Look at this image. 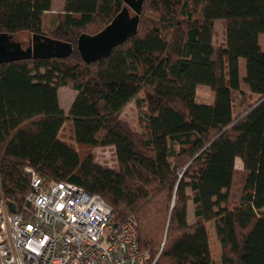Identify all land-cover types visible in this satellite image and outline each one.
Segmentation results:
<instances>
[{"label":"trees","instance_id":"obj_1","mask_svg":"<svg viewBox=\"0 0 264 264\" xmlns=\"http://www.w3.org/2000/svg\"><path fill=\"white\" fill-rule=\"evenodd\" d=\"M53 2L0 0V34H41L74 47L64 60L0 65V198L23 201L30 168L46 182L99 195L117 220L134 217L149 264H214L210 223L224 264H264V0H145L137 35L93 63L77 49L80 36L103 31L125 0H64L59 14ZM241 60L257 99L238 115L235 96L247 98ZM199 86L213 91L212 105L197 102ZM63 87L77 92L69 112ZM134 101L146 106L141 132L122 118ZM66 124L78 149L59 137ZM105 147L114 148L117 169L95 162L93 149ZM238 159L247 175L232 210ZM191 168L196 178L188 181Z\"/></svg>","mask_w":264,"mask_h":264},{"label":"built area","instance_id":"obj_2","mask_svg":"<svg viewBox=\"0 0 264 264\" xmlns=\"http://www.w3.org/2000/svg\"><path fill=\"white\" fill-rule=\"evenodd\" d=\"M20 203L0 198V264H146L134 217L114 218L99 195L36 171ZM16 205L12 213L8 203Z\"/></svg>","mask_w":264,"mask_h":264},{"label":"water","instance_id":"obj_3","mask_svg":"<svg viewBox=\"0 0 264 264\" xmlns=\"http://www.w3.org/2000/svg\"><path fill=\"white\" fill-rule=\"evenodd\" d=\"M144 2L145 0H125L126 7L103 31L96 35L80 36L77 49L86 63L110 57L117 47L137 35ZM73 52L72 44L46 35H33L30 45L24 48L22 43L14 40L13 35L0 34V65L27 60H64ZM8 205L11 212L15 213V203L9 202Z\"/></svg>","mask_w":264,"mask_h":264},{"label":"rangeland","instance_id":"obj_4","mask_svg":"<svg viewBox=\"0 0 264 264\" xmlns=\"http://www.w3.org/2000/svg\"><path fill=\"white\" fill-rule=\"evenodd\" d=\"M62 1L63 0H54L53 8L55 11H58L56 12L58 14L62 13L61 11ZM218 24L220 25L221 23L218 22L216 26ZM91 32H95V29H91ZM215 35H216V43L219 45V43H222L224 39V32L221 26L217 27ZM31 38L32 36L29 34L20 33L14 37V40L20 43L23 42L25 44L22 43V45H25V47H28L29 41ZM243 85H244L243 86L244 88L247 87L245 83ZM197 93H198L197 102L199 104L212 105L214 103V93L209 87L199 86ZM245 94L247 96L246 99L244 96H239L238 94L235 96L234 98L235 99V104H234L235 114L239 115L241 113H244L251 106V103L254 102L252 95L248 93H245ZM59 96L61 99L60 103H61L62 109L68 112L73 104L75 97L77 96V92L71 88L63 87L59 90ZM139 98H141V96ZM255 99L257 98L255 97ZM137 106L138 104L135 101L132 102L130 105H128L123 112L122 118L125 121H127L134 130L141 132L145 128L144 114L141 113V111L145 112L146 106H144L143 108H140L141 111L139 110ZM59 137L77 148V143L73 137L72 128L70 124H66L62 126V130L59 133ZM79 150H81L82 158H84L86 154L89 152V148L86 146L84 147L82 146L81 148H79ZM92 154L94 155V159L96 163H99L102 166H105L108 168L117 169L118 164H117V157H116L114 148H110V147L96 148V149H93ZM187 167H188V164L182 169H179L180 176L184 174ZM246 175L247 174H246V171L244 170L243 163L241 161L237 162L234 185L231 191V198L229 202V207L232 210L238 209L239 206L241 205V198L243 196ZM186 177L188 181L194 180L196 178L195 169L194 168L189 169ZM188 193L192 195V192L190 190L188 191ZM223 207H225V205H223ZM190 208H191V211L192 209L195 210V206L192 200H190L188 203V210ZM188 221L189 223L195 222V216H194L193 211L191 213V217L188 218ZM208 229L210 230V244H211L212 257H213L214 264H224L223 261H224L225 253H224V250L222 249L219 238L217 237L214 223H210L208 225ZM150 258L151 257L149 256V259ZM146 264H149V261Z\"/></svg>","mask_w":264,"mask_h":264},{"label":"crops","instance_id":"obj_5","mask_svg":"<svg viewBox=\"0 0 264 264\" xmlns=\"http://www.w3.org/2000/svg\"><path fill=\"white\" fill-rule=\"evenodd\" d=\"M53 4H54V2H53ZM64 6H65V2H64V0L62 1V12L64 11ZM56 12H58V11H55L54 10V8H53V6H52V13H56ZM218 22H220L221 24L219 25H217L216 26V24L218 23ZM218 26H221L222 27V29H223V32H224V39H223V41H222V43H219V45H221V46H223V45H225V43H226V35H225V29H224V26H223V22L222 21H216V23H215V33H216V29H217V27ZM214 39H215V42H216V35H215V37H214ZM217 44V43H216ZM260 46H261V48H262V50L264 51V35H261L260 36ZM245 76H246V61L245 60H241L240 61V77H241V81H242V83H241V91L243 92V93H248V94H250V95H252L251 94V92H250V89H249V87L247 86L246 88H244L243 86V81H244V79H245ZM199 88V87H198ZM198 88H197V91H198ZM255 95H252V98L254 99V101H256V99H255ZM76 98V97H75ZM257 98V97H256ZM61 100V99H60ZM75 100V99H74ZM196 100L198 101V93H197V97H196ZM63 103V102H62ZM66 104V103H65ZM65 111V110H64ZM66 112V111H65ZM69 112V111H68ZM239 161H241L242 162V160L241 159H238L237 160V162H239ZM236 162V163H237ZM192 211L194 212V209H192ZM192 211H191V208L188 210V218L189 217H191V213H192Z\"/></svg>","mask_w":264,"mask_h":264},{"label":"flooded vegetation","instance_id":"obj_6","mask_svg":"<svg viewBox=\"0 0 264 264\" xmlns=\"http://www.w3.org/2000/svg\"><path fill=\"white\" fill-rule=\"evenodd\" d=\"M30 40H31V39H30ZM22 43H23V42H22ZM23 44H25V43H23ZM29 45H30V41H29ZM29 45H28V46H29ZM23 47H24V48H27V47H25V45H23Z\"/></svg>","mask_w":264,"mask_h":264}]
</instances>
